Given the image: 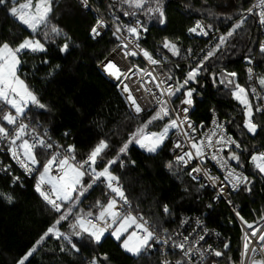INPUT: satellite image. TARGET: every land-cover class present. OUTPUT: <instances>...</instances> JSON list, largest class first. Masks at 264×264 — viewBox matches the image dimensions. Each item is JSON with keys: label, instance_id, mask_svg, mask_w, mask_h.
Masks as SVG:
<instances>
[{"label": "snow or ice", "instance_id": "1", "mask_svg": "<svg viewBox=\"0 0 264 264\" xmlns=\"http://www.w3.org/2000/svg\"><path fill=\"white\" fill-rule=\"evenodd\" d=\"M54 3L55 0H24L23 3H19L18 0H0V7L29 33L18 43L0 41V153L10 157L25 176L34 179V192L53 214L51 225L17 264H25L47 239L59 241V251L67 250L72 254L80 253L82 246L86 248L89 245H100L102 238L108 233L119 242V247L124 253L137 259L149 253L154 245H167L169 240L173 239L167 235V228H161L138 212L133 214L131 201L125 194L120 176L113 167L116 165L124 167L123 157L128 156L132 145L156 156L167 147L166 141L171 140L173 159L167 161L164 167L173 175L184 172L201 188L206 187L201 183L203 177L216 190L217 195L214 199L226 197L228 193L225 192V188H230L231 191L240 189L251 191L252 181L243 171L245 162L241 159L242 154L248 149L228 132L229 125L235 124V118L220 121L216 109H211V126L205 130L203 122L196 125L188 117L190 108L194 106L196 92V89L189 85L198 84L199 77L207 73L213 86H216L218 80L243 109V122L235 126L246 130V133L253 137L257 135L259 125L254 121V117L256 114L264 116V103L254 105L249 97L251 95L252 99L264 101V93L258 92L255 87H252L249 93L248 89L237 81L238 74L235 71H227L222 67L217 73L212 70L214 65L207 63L213 57L217 61L222 60L224 52L233 46L231 41L234 35L247 19L243 13L240 20L223 32L218 28L214 30L213 25L204 24L200 19L187 28L189 34L202 37H209L213 31L219 34L212 35L210 41V43L214 41L212 46L201 58L195 60L194 66L192 62L188 64L182 78L176 77L171 68L158 74L156 67L149 70L133 64L123 70L114 58L106 57L102 62L103 72L119 82V91L132 113L131 119L141 120V113L145 109L138 102L133 89L124 81L132 80L133 76L139 74L137 81H134L139 83L136 91L144 89L151 93L155 105L151 115L130 131L119 146L102 137L83 158H78L74 144L64 145L53 140L47 128L41 131L38 123L29 120L32 107L47 110V105L41 102L26 78L20 74L23 66L22 57L26 54L34 57L38 54L46 56L49 45H56L62 55L71 52V38L53 22ZM79 4L85 11H98L91 8L90 0H79ZM108 7L111 21L97 16L89 30L92 39L95 40L104 35L106 30H110L115 40L119 42L112 51L116 52L119 49L117 54L122 55L123 59L142 56L150 66L169 63L167 55L156 58L153 53L141 46V40L149 31L153 20H156L159 26H165L167 23L164 0H110ZM113 8H116V12L112 11ZM256 8L259 11H254ZM245 11L248 16L258 17V24L264 28V0H257L256 4ZM117 12H121L122 16L117 15ZM60 39L63 43H58ZM177 41L179 37L175 39L164 37L157 50L162 49L170 53L171 57H179L182 50ZM191 52V49L187 50L189 56ZM259 54L264 56V41L259 42ZM245 60L249 65L253 63L249 57H245ZM41 62L49 64L47 59L42 58ZM175 67L183 71L180 69L179 61ZM58 69L59 65H53L48 75H54ZM246 71L248 80L252 81L253 69L249 67ZM257 82L264 89V76H260ZM174 98L180 100L179 105H175ZM150 127L158 130H150ZM64 135L67 137L68 133ZM209 161L223 173L222 178L213 175L205 166ZM247 163L264 178V150H253ZM0 171L11 176L13 186L19 184L23 187L21 178L12 174L11 165H5ZM98 184L105 185L109 190V197L106 202L95 201L94 205L86 210L82 207L84 199L87 198L89 190ZM0 199L11 204L15 197L10 192L0 191ZM227 202L229 205L232 203L230 199ZM208 206L211 207V204ZM162 210L165 216L171 215L167 204L162 206ZM236 215L244 225L241 229L243 235L239 249V264H264V212L260 213V218L255 223L246 221L239 212H236ZM187 223L186 219H181L180 226L183 228ZM65 224L68 230L62 231ZM195 224L196 228L188 235H184L182 242L173 244L181 254L176 264H207L209 256L221 258L225 255V252L213 248L208 243L206 237L210 233L207 227L202 225L199 219ZM161 232L165 234L164 238ZM177 235L181 233L178 232ZM215 235L219 237L220 233L216 232ZM229 247L228 242H223L224 250H228ZM193 257H197L195 262ZM229 260L231 261L230 257ZM107 261V254L94 255L87 264H107ZM161 264H170V261L163 260ZM213 264H221V261L217 259ZM231 264L235 262L232 261Z\"/></svg>", "mask_w": 264, "mask_h": 264}, {"label": "trees", "instance_id": "2", "mask_svg": "<svg viewBox=\"0 0 264 264\" xmlns=\"http://www.w3.org/2000/svg\"><path fill=\"white\" fill-rule=\"evenodd\" d=\"M229 2L232 9H229ZM252 2L253 0H164L167 23L159 26L153 20L142 45L154 53L158 51V45L164 37H179L177 42L182 55L189 44L184 33L197 19H204L223 32L238 21L243 13L247 19L234 35L231 41L233 46L224 52L222 60L217 61L213 57L207 63L214 65L212 70L217 73L222 67L227 71H235L238 74L237 81L247 89L246 69L242 59L254 57L256 83L264 92L257 82L260 76H264V56L257 49L259 32L254 17L248 16L245 11L251 7ZM109 3L110 0H90L91 7L98 9L97 12L110 22ZM112 11L116 12V8ZM116 14L122 16L121 12ZM53 22L71 38V52L62 55L56 45H49L46 56L26 54L22 57L21 76L26 78L41 102L47 105V110L32 107L29 119L38 123L41 130L47 128L60 143L74 144L78 158H83L102 137L119 146L130 131L151 115V111L141 114V120L131 119L114 85L95 68L96 63L115 48V38L110 31H106L101 37L92 39L89 30L95 19L74 0H55ZM28 34L23 26L0 7V41L18 43ZM58 43H63V40H58ZM160 52L171 60H178L181 56L171 57L170 53L162 49ZM42 58L47 59L49 64H43ZM53 65H59V69L49 76V69ZM199 81L191 117L197 122H207L209 110L216 109L219 117L226 120L234 117L235 124H242L243 109L231 97L230 91L218 83L213 86L207 73L199 77ZM254 121L259 125L255 137L247 134L246 130L237 128L235 124L228 127L229 133L248 149L241 159L245 162L244 172L252 181L251 191L241 189L231 196V200L249 223L259 219L260 213L264 212V178L247 163L253 150H264V120L256 114ZM150 130L158 129L150 127ZM64 133H68L67 137L63 136ZM123 159V168L118 165L113 167L131 201L134 215L138 212L161 228H170L182 214L206 211V223L229 240L230 247L225 252L235 260L239 230L229 211L221 204L207 209V192L198 191L196 184L184 172L173 175L164 167L171 160L167 147L159 155L153 156L132 145L128 156ZM21 181L23 187L19 184L13 186L11 177L0 171V191L10 192L15 197L11 204L0 199V264H17L53 222V214L33 190L34 179L21 177ZM97 200L106 202L107 199L103 190L94 186L89 190L82 207L87 210ZM164 204L168 205L171 215H164ZM61 230L67 231V225ZM59 245V241L47 239L25 264H87L94 255L104 254L108 256L107 264H161L158 252L147 253L139 259L133 258L124 253L119 242L110 236L102 238L100 245H89L86 248L82 246L80 253L69 254L67 250L60 252Z\"/></svg>", "mask_w": 264, "mask_h": 264}, {"label": "built area", "instance_id": "3", "mask_svg": "<svg viewBox=\"0 0 264 264\" xmlns=\"http://www.w3.org/2000/svg\"><path fill=\"white\" fill-rule=\"evenodd\" d=\"M74 1L79 4V0H74ZM256 3H257V0H253V2L251 4V7L254 4H256ZM79 6L81 7L80 4H79ZM254 11H259V9L256 8V9H254ZM89 12L94 17V19L97 16H101L95 10L89 11ZM253 17H254V20H255V25H256V27L258 29V32H259V42L260 41H264V28H261V26L258 24V17H255V16H253ZM200 20H202L204 24H211L210 22H208V21H206L204 19H200ZM193 25H194V23L191 26H193ZM211 25H213V24H211ZM216 28H218V27H215L214 26V30ZM218 29L220 30V32H222L220 28H218ZM106 31H110V30H106ZM218 34L219 33H216L215 31H213V33L210 34L209 37H202V36H197L195 34H189L187 32V30H186L185 33H184V35L189 40V44L186 46V48L184 49L182 55L180 56V58L178 60H171L169 58V63H167V64H162V65H159V66H150V65L147 64V61H145L143 59L142 56H137V57H134V58L129 57L127 59H123L122 58V55L117 54V52H119V49H117L116 52L111 51L107 56H105L98 63H96L95 68L106 78V80L108 82H110L111 84L114 85L115 91L118 94L121 102L126 107V109L129 112V114L132 116V113L129 111L128 105L125 103V100H124L123 95L119 91V82H117L115 79L109 77L106 73L103 72L102 62L105 61V58L106 57H107V59H113L114 58L115 62L123 70H126L127 68L131 67L133 64H138L140 67H143V68H146V69H149V70L151 68H153V67H156L158 74L161 73V72L166 71L168 68H171L173 70V72L175 73L176 77L182 78L184 76V72L188 68V64L190 62H192L193 63V66H194L195 60L201 58L202 55L204 54V52H206L207 49L212 46V43H214V41L212 43H210L211 38H212V35H218ZM97 38H99V37H97ZM144 39H145V36L141 40V46L142 47H143L142 41ZM259 42H258V46H257L258 51H259ZM116 43L118 44L119 42L116 41ZM115 48H116V46H115ZM188 49H191L192 50L191 56H189L188 53H187V50ZM201 50H204V51L202 52ZM153 55L156 58H160L164 54H162L160 51H155L153 53ZM249 58H251L253 60V63L251 65L247 64L245 58L242 59V63L245 65V69H247L249 67H251L253 69V80L252 81H249L248 80L247 71H246L247 89H248V91L250 93L251 92V88L252 87H255L258 92L264 93L262 90H260L258 88L257 83H256V73H255V68H254V57H249ZM177 61H179L180 69H182L183 71L176 69L175 65H176ZM138 75L139 74H137V76H133L132 77V80H126L124 82L127 83V84H129V86L134 91V95L136 97H138V102L144 107L145 111L141 113V114H143V113L149 112V111H151L153 109V107L155 105V101L153 100V98L151 96V93L145 91L144 89H140L139 91H136V89L139 88V83L138 82L137 83H134V81H137ZM145 79H148V78L145 77ZM217 83L219 84L218 80H217ZM189 86L196 89V92L194 93V100H195V96L198 93L197 84H191ZM149 87H152V86L149 85ZM153 90H155V89L153 88ZM177 95H179V94H177ZM250 100H251V103H253L254 105L255 104H258V103H264V101H257L255 99H252L251 95H250ZM179 104H180V100L178 99V101H175V105H179ZM175 105H170V106H175ZM194 108H195V102H194V106L192 108H190V110H189L188 117H189V119L194 124L199 125L201 122H197V121H195L191 117V114L194 111ZM208 113H209V119H208V121L207 122H203V124L205 126V130H207L211 126V119H212L211 109L209 110ZM257 115L260 116L259 114H257ZM217 116H218V114H217ZM260 117L264 120V116H260ZM218 118H219L220 121H226L225 118H221L219 116H218ZM26 122H28V121H26ZM41 131H43V130H41ZM63 136L65 137V135H63ZM53 140L59 142V140H57L55 138H53ZM166 144H167L168 154L170 155V159L172 160L173 159V153H172V143H171V140L166 141ZM139 150L143 152V150H141V149H139ZM5 165H11V171H12V174L13 175L19 176L20 178L21 177H28V176H25L23 174L22 170L19 169L15 165V163L10 159V157H8L5 153H0V169H3ZM205 166L209 168V170L211 171V173L213 175L220 176L221 178L223 177V173L220 172L217 168H215L213 166V164H212L211 161H209ZM13 171L15 173H13ZM1 172L3 174H6L3 171H1ZM9 177H11V176H9ZM187 177L190 179V181H192L193 183H195L188 175H187ZM201 183H203L204 185H206V187L205 188H201L199 184H197V183H195V184H196V187H197V190L198 191H200V192H207V194H208V202H207L206 208L207 209H211L212 207H214L216 205H219V204L223 205L224 207L227 208V210L229 211V213H230L232 219L234 220L236 226L238 227V230H239V244H238V251L236 252L235 260H233L230 257L231 258V261H230L229 260V256L225 252L226 250H224V248H223V242H228L229 243V240L227 238H225L224 235H222L217 229L209 226L206 223V211H203L201 213L182 214L180 217H178L176 219V221L173 223V225L170 228H167L168 229L167 235L173 237V239L172 240H169V242H168L167 245H159V244L158 245H154L153 249L149 253H151V252L152 253L153 252H158L160 254V256H161V262L163 260H168V261H170V264H176V260L177 259H180L181 254H180V250L178 248H175L173 246L174 242L175 243L182 242L183 241V236L184 235H188V233L191 232L193 228H196L195 221L197 219H199L202 222V225L206 226L207 229L209 230L210 235L208 237H206V239L208 240V243H210L213 248H216V249L221 250L222 252H225V255L222 256L221 258H216V257H213V256H209L208 257V260H207V264H213V262L216 261L217 259H219L221 261V264H231L232 261H234L235 264H239V261H240L239 249L241 248V244H242L241 237L243 235L241 229H242V227H244V225L241 224L240 220L238 219V217L236 215V212H238V209L233 205V203H231V205H229L228 202H227L229 199L231 200V196L233 194H235L236 192H238V191H231L230 188H225V192L228 193V195L226 197H221L219 199H214V197H216V195H217L216 190H214L209 185V182L206 179H204L203 177H201ZM98 186L103 190L106 199H108V197H109V190L103 184H98ZM231 202H232V200H231ZM209 204H211V207L208 206ZM181 219H186L188 221V223L185 224L183 228L180 226ZM258 220L259 219H257L256 221H258ZM256 221L251 222V223H255ZM197 231H199V229H197ZM178 232L181 233V235L178 236L177 235ZM216 232H219L220 233V236L219 237H217L215 235ZM194 235H195V233H194ZM105 236H110V234L106 233ZM161 236H162V238H164L165 237V234L163 232H161ZM204 247H207V245H204ZM257 258H259V257H257ZM196 260H197V257H193V261L195 262Z\"/></svg>", "mask_w": 264, "mask_h": 264}, {"label": "rangeland", "instance_id": "4", "mask_svg": "<svg viewBox=\"0 0 264 264\" xmlns=\"http://www.w3.org/2000/svg\"><path fill=\"white\" fill-rule=\"evenodd\" d=\"M229 1V0H228ZM24 2V0H21L19 3H23ZM229 9H232V5H231V3L229 2ZM241 18H239V20H240ZM137 147V146H136ZM144 152V151H143ZM144 153H146V152H144ZM146 154H148V153H146ZM111 237V236H110ZM112 238V237H111ZM113 240H115L114 238H112ZM116 241V240H115ZM116 242H118V241H116ZM122 250V249H121ZM123 251V250H122Z\"/></svg>", "mask_w": 264, "mask_h": 264}, {"label": "water", "instance_id": "5", "mask_svg": "<svg viewBox=\"0 0 264 264\" xmlns=\"http://www.w3.org/2000/svg\"><path fill=\"white\" fill-rule=\"evenodd\" d=\"M132 58H134V57H132ZM243 171H244V169H243Z\"/></svg>", "mask_w": 264, "mask_h": 264}, {"label": "crops", "instance_id": "6", "mask_svg": "<svg viewBox=\"0 0 264 264\" xmlns=\"http://www.w3.org/2000/svg\"><path fill=\"white\" fill-rule=\"evenodd\" d=\"M251 101V100H250Z\"/></svg>", "mask_w": 264, "mask_h": 264}]
</instances>
